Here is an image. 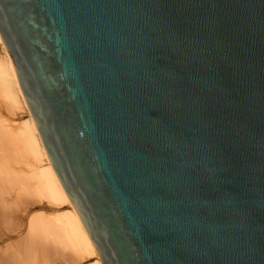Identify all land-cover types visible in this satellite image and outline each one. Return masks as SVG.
Returning <instances> with one entry per match:
<instances>
[{"label": "water", "instance_id": "1", "mask_svg": "<svg viewBox=\"0 0 264 264\" xmlns=\"http://www.w3.org/2000/svg\"><path fill=\"white\" fill-rule=\"evenodd\" d=\"M0 35L103 264H264V0H0Z\"/></svg>", "mask_w": 264, "mask_h": 264}, {"label": "bare ground", "instance_id": "2", "mask_svg": "<svg viewBox=\"0 0 264 264\" xmlns=\"http://www.w3.org/2000/svg\"><path fill=\"white\" fill-rule=\"evenodd\" d=\"M0 47L2 49L0 53V101H2L1 103L5 102L8 109L15 111V113L19 110H24L28 114L27 118L19 123H14V119L4 120L0 116V221L3 219L1 224H7L8 221V223H10V219L17 216L15 215L16 212H14V216L11 217L12 214L8 212L11 209L13 211V208L15 209L17 207V205H14L15 203L11 205L12 202L18 199L19 201L17 200V202L20 203L22 198V200H24V193L28 195V197L25 195V198L27 197L26 199L28 200H25L26 203L30 201L32 204L44 198L48 203L55 205L57 208H61L64 205L69 206V209L55 213L54 215H46L44 212L33 214L29 220L28 234L24 233L25 236L22 235L24 238L21 237L22 243H20V245L16 243L21 250L17 249V253L14 249L15 252L13 251V253L15 255H12L10 252L12 250L7 251V253H10L0 258V264H53L55 262L54 258H56V260H58L57 258H61L66 262H79V260L82 261L90 257L95 258L90 264H103L96 246L78 216L50 162L39 130L20 88L15 66L1 35ZM28 161L32 169L30 168V173L26 174L23 172L22 168H19L21 169L19 170L17 166L20 163H27ZM12 164L17 167V169L14 168V171H11L13 167ZM15 164H17V166ZM27 179L29 181H36V185L34 184L35 187L34 185L31 186L34 187L31 192H29L30 190H25L26 187L30 189V186L28 187L29 184L27 185L26 183L28 181ZM25 180L27 181L24 182ZM15 181L16 183H20L21 181L24 182L26 187L23 190L25 184L20 183L23 184L22 190L25 192L23 193L21 190V194L23 195L20 196L22 197L21 199L18 197L20 193L17 195L15 194L16 198L12 196V198H15L13 201V199L10 198L11 196L9 197V195H7V190L5 191V188L9 186L8 184L12 182L15 183ZM5 184L8 186H5ZM7 189L10 190L11 187ZM11 190L14 192L13 189ZM19 191L20 190L17 192ZM10 194L12 193L10 192ZM6 195L9 197L10 203H8L5 198ZM23 202L20 204L21 206H24ZM19 206L17 207L18 209ZM17 208L15 210H17ZM6 218L7 220H5ZM10 224H12V222ZM16 225L18 224L15 223L14 226Z\"/></svg>", "mask_w": 264, "mask_h": 264}, {"label": "rangeland", "instance_id": "3", "mask_svg": "<svg viewBox=\"0 0 264 264\" xmlns=\"http://www.w3.org/2000/svg\"><path fill=\"white\" fill-rule=\"evenodd\" d=\"M1 51H2V49H1V47H0V53H1ZM2 101H0V116H1V118H3L4 120H13L14 119V123H19V122H21V121H23V120H25L26 118H27V112H25L24 110H19V111H17L16 113H15V111H11V110H9L8 109V107L6 106L7 104L5 103V102H3V103H1ZM7 107V108H6ZM2 113V114H1ZM13 122V121H12ZM16 125V124H15ZM29 163V161L27 162V163H20V164H18V166H17V164H15L17 167H18V169L19 168H22V170H23V172H25L26 174H29L30 173V168L32 169V167H30V163ZM12 168H13V170H12V168H11V171H14V168L15 169H17V167H15L14 166V164H12ZM19 170H21V169H19ZM28 180V179H27ZM27 180H25L24 182H26ZM24 182H20V183H24ZM32 182V183H31ZM10 183V182H9ZM20 183H16V181H15V183H10V184H5V186L7 185L8 187H11V189H13L14 190V192L11 190H8L7 188L8 187H3V188H5V191L7 190V195H9V197L10 198H12V196H16L17 194H19L20 193V195H18V197H20L22 194H21V190H22V185L23 184H20ZM27 185H28V187L30 186V189H28L27 187H26V184L23 186V190H24V188L26 187V191H29V192H31L32 191V189L35 187V185H36V181L35 180H28L27 182ZM35 184V185H34ZM13 185V186H12ZM34 185V187H31V186H33ZM17 187V188H16ZM20 187V188H19ZM18 190H20L19 192H17ZM22 190V191H23ZM12 193V194H14V195H12V194H10V192ZM8 192H9V194H8ZM16 192V193H15ZM25 191H23V193H24ZM16 194V195H15ZM27 194H28V192H27ZM5 196V198L7 199V201H8V203H10L9 202V197L8 196ZM25 193H24V200H22L23 198L22 197H20V199H21V201L23 202H25V200L26 201H28L26 198L28 197V195H26L27 197L25 198ZM30 196V195H29ZM12 198L13 199V201L15 200V198ZM17 197V198H18ZM40 199V198H39ZM42 200L40 201V200H38V201H36V202H33L32 204L30 203V201H29V203H24L23 202V205L24 206H21L20 204H22V202L20 201V203L19 202H17V200L15 201V202H12L11 200V205L12 204H14V205H17V207L19 206V209L17 208V210H15L13 207V211H12V209L8 212V213H11L12 214V216L11 217H13L14 215V212H16L15 213V215H19L18 217L17 216H15V218H12V219H10V223L12 222V224H10V223H8L7 222V224L6 223H4V222H6V221H4L3 223L4 224H1V222L3 221V219H2V221H0V258H2V256H4L5 257V255L7 256L8 255V253H12V255L14 254L13 253V251L15 252V250L17 251V253H18V250L17 249H19V250H21V248L19 247V246H17V244H19L20 245V243H22V240H21V237H23L24 238V236H25V234H28V225H29V220H30V217L33 215V214H35V213H37V212H44L46 215H54L55 213H58V212H62V211H64V210H66V209H69V206L68 205H64V206H62L61 208H57L55 205H52L51 203H48V201H46V199H44V198H41ZM19 201V200H18ZM17 202V203H16ZM26 204H27V206H26ZM25 206H26V208H25ZM21 207H22V209H21ZM24 207V208H23ZM28 207V208H27ZM21 209V210H20ZM24 209V210H23ZM20 210V211H19ZM12 211V212H11ZM18 211V212H17ZM22 211V212H21ZM8 213H7V215H8ZM52 213V214H51ZM9 216V217H10ZM9 217H7V218H9ZM10 217V218H11ZM7 218L5 219V220H7ZM14 219H15V221H14ZM18 219V220H17ZM13 220V221H12ZM18 221V222H17ZM15 223L16 224H18V225H16V226H14L15 225ZM20 225H21V227H20ZM8 226V227H7ZM17 227V228H16ZM10 228H11V230H10ZM13 228V229H12ZM15 228V229H14ZM16 230V231H15ZM26 230H27V232H26ZM25 233V234H24ZM22 235H24V236H22ZM27 236V235H26ZM19 237H20V240H19ZM19 240V241H18ZM25 240V239H24ZM19 242V243H18ZM17 243V244H16ZM17 246V247H16ZM21 246H22V244H21ZM19 247V248H18ZM15 249V250H14ZM10 250H12V251H10ZM7 251H10V252H8L7 253ZM15 255V254H14ZM58 260H56V258H54V263L53 264H90L95 258H93V257H90V258H88V259H84V260H79V262L78 261H64L63 259H61V258H57ZM70 262V263H69Z\"/></svg>", "mask_w": 264, "mask_h": 264}]
</instances>
